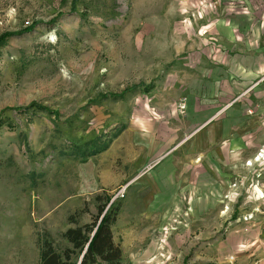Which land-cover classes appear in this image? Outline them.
<instances>
[{"label": "rangeland", "instance_id": "374dc122", "mask_svg": "<svg viewBox=\"0 0 264 264\" xmlns=\"http://www.w3.org/2000/svg\"><path fill=\"white\" fill-rule=\"evenodd\" d=\"M199 4L0 0V264H42L47 238L62 254L72 248L64 234L93 223L107 203L119 208L112 232L121 264H264L251 185L231 184L237 191L220 210L174 219L129 213V190L116 199L128 185L120 178L134 175L120 142L135 138L134 115L170 57L157 47L197 41L188 37L201 30ZM123 127L107 151L89 158L75 151Z\"/></svg>", "mask_w": 264, "mask_h": 264}, {"label": "crops", "instance_id": "0c3cea01", "mask_svg": "<svg viewBox=\"0 0 264 264\" xmlns=\"http://www.w3.org/2000/svg\"><path fill=\"white\" fill-rule=\"evenodd\" d=\"M198 17L188 49L157 47L170 57L134 115L135 138L120 142L134 168L120 178L125 205L138 215L201 216L221 209L237 191L231 184L251 185L249 214L264 229V187L245 164L264 147V0H200ZM186 50L193 57L179 58Z\"/></svg>", "mask_w": 264, "mask_h": 264}, {"label": "trees", "instance_id": "16d2710c", "mask_svg": "<svg viewBox=\"0 0 264 264\" xmlns=\"http://www.w3.org/2000/svg\"><path fill=\"white\" fill-rule=\"evenodd\" d=\"M2 40H0V43ZM37 107L35 104L26 107L24 111ZM43 109V108H40ZM124 127L116 132L111 139L103 141L98 139L86 144L83 148H75L81 152L83 158H89L107 151ZM89 147H92L89 150ZM118 206L112 203L99 208V214L91 224L77 228H70L64 237L72 245L62 254L54 250L53 242L48 238L43 241L42 264H78L84 253L81 264H121L122 249L113 238L112 226L117 221ZM94 234V235H93ZM74 257L75 260H74Z\"/></svg>", "mask_w": 264, "mask_h": 264}, {"label": "built area", "instance_id": "2783aa9c", "mask_svg": "<svg viewBox=\"0 0 264 264\" xmlns=\"http://www.w3.org/2000/svg\"><path fill=\"white\" fill-rule=\"evenodd\" d=\"M246 167L254 169V175L256 177V186L264 187V147H262L253 160L246 162ZM262 183H261V182ZM233 188H237V184L232 185ZM128 189V185L123 186L116 194L117 198H124Z\"/></svg>", "mask_w": 264, "mask_h": 264}, {"label": "water", "instance_id": "95a60500", "mask_svg": "<svg viewBox=\"0 0 264 264\" xmlns=\"http://www.w3.org/2000/svg\"><path fill=\"white\" fill-rule=\"evenodd\" d=\"M94 235V234H93ZM85 253V252H84ZM84 253H83V255L81 256V259L79 260V263L78 264H81V261H82V258H83V256H84Z\"/></svg>", "mask_w": 264, "mask_h": 264}]
</instances>
